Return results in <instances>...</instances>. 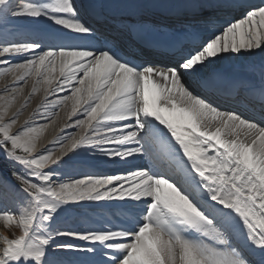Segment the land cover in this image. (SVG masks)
<instances>
[{
    "label": "snow or ice",
    "instance_id": "snow-or-ice-1",
    "mask_svg": "<svg viewBox=\"0 0 264 264\" xmlns=\"http://www.w3.org/2000/svg\"><path fill=\"white\" fill-rule=\"evenodd\" d=\"M105 3L0 0V76L13 79L0 112V157L11 162L0 221L20 229L0 236V264H264V0H180L175 15L239 16L204 35L169 33L161 57L144 61L124 44L154 46L163 22ZM33 77L25 106L42 89L66 93L37 112L51 119L71 101L81 130L39 153L45 124L13 131L23 110L9 116ZM94 157L121 167L67 171ZM75 212L88 222L70 226Z\"/></svg>",
    "mask_w": 264,
    "mask_h": 264
},
{
    "label": "bare ground",
    "instance_id": "bare-ground-1",
    "mask_svg": "<svg viewBox=\"0 0 264 264\" xmlns=\"http://www.w3.org/2000/svg\"><path fill=\"white\" fill-rule=\"evenodd\" d=\"M24 1H26V0H23L20 3H23ZM106 1L112 3L113 0H106ZM118 1L122 2V0H118ZM123 3L125 4V7H129V8L131 7V9H139V11L142 15L149 14L147 12L152 11V9H153V11L156 10L157 6L160 7V9H169V11H171V12L174 10L178 11L182 7L180 0H150L148 2H146V1L143 2V0H135V1H132L130 3H128V2H123ZM158 9L159 8H157V10ZM173 14H175V13H173ZM203 14L204 15L207 14L205 9L203 10ZM160 17H157V18H160ZM231 18L232 17H230V16L220 18V20L225 21L224 23H221L220 25L225 24ZM219 26H216L215 28H218ZM203 28L209 29V26H204ZM215 28H213V30ZM202 32H204V31H202ZM259 60H260L259 56H255V57H251V58L241 57L239 60L225 62V64H232V66H234L235 68L243 69L244 66L250 65L253 62H256L258 64ZM222 67L225 68V66H222ZM226 71H231V70H226ZM240 74L245 76L247 79H250V80H256L257 79V77L252 75L250 72H246V71L242 70L240 72ZM12 83H13V79L11 76H0V112H3L4 107H5L3 97L7 96L8 99L11 100V94L9 92H5V89L9 88V86ZM33 86L40 87V85L37 84L35 77L28 80L27 84L23 86V94L19 95L14 103H11L9 116H11L13 113H16L18 110H23V115H21L19 117V120H18L17 124L14 126L13 131H16V129L22 127L26 122H29V121H31V123H33L34 125H39L42 123L45 124V126L39 130L40 135H39V139H38L37 147H36V152L39 153V152L45 150L46 148H48L49 146H51L53 144V142L56 141L58 138H62L65 133L70 135L74 132H78L81 130L76 129L74 126V121L79 116V113H77L76 116H71V118H70L71 107H72L71 101H68L66 106L58 109L57 115L51 119L46 120L45 117H43L42 115H40L37 112L38 108L44 102L45 98L57 99L66 93L53 94L50 90L46 92L42 89L37 94L31 95L30 102H28L25 106V102L29 100ZM213 127H215V122H213ZM242 138H243V133H242ZM54 156H61V148L60 147H58L56 149ZM64 158H66V157H64ZM96 158H98V159L103 158V159H101L100 162H102L105 159L104 157H94L93 159H96ZM76 161L71 162L67 166V171L73 170L72 168L76 164H78L79 162L86 161V159L85 158H78ZM145 162L146 161H140L139 164L145 163ZM106 165L109 166L108 167L109 171H107V172H114L115 171L114 166H116V168L121 167L120 165H113L111 163H107ZM0 171H4L3 168L0 167ZM73 175H75V174H73ZM78 177L80 178L82 176H78ZM65 178H67V177H65ZM97 219H99V218H97ZM87 222H88V218L82 216L80 212H75L70 217L67 218V223L70 226L84 225ZM3 234L5 236H10V234L8 233L7 230L3 231ZM75 255L76 254L74 253V254H70L67 257H73Z\"/></svg>",
    "mask_w": 264,
    "mask_h": 264
},
{
    "label": "rangeland",
    "instance_id": "rangeland-1",
    "mask_svg": "<svg viewBox=\"0 0 264 264\" xmlns=\"http://www.w3.org/2000/svg\"><path fill=\"white\" fill-rule=\"evenodd\" d=\"M132 1H135V0H122V2H128V3H130V2H132ZM144 1H146V2H148V1H150V0H143V2ZM157 8H159L160 9V7H158L157 6ZM222 66H225V68H223ZM221 67L224 69V70H232L233 68H235L234 66H232V64H223ZM0 164L2 165V166H5L6 168H7V172H10L9 170H10V167H11V162L10 161H7L6 159H4L3 157H0ZM1 167V166H0ZM1 168H3V167H1ZM4 169V168H3ZM5 170V169H4ZM5 172V171H4ZM5 230H7L8 231V233L10 234V236H8L9 238H13V237H15V236H18L19 234H20V229L19 228H16V227H11V228H6L5 226H4V224H3V222L2 221H0V236H5L4 234H3V231H5ZM2 232V233H1ZM67 254H74V253H71V252H69V253H65L64 255L66 256Z\"/></svg>",
    "mask_w": 264,
    "mask_h": 264
}]
</instances>
